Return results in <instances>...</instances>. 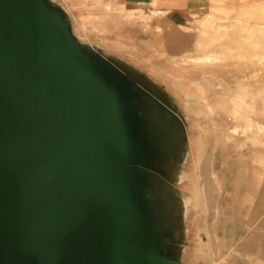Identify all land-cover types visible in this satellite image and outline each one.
<instances>
[{
    "label": "water",
    "instance_id": "water-1",
    "mask_svg": "<svg viewBox=\"0 0 264 264\" xmlns=\"http://www.w3.org/2000/svg\"><path fill=\"white\" fill-rule=\"evenodd\" d=\"M74 20L58 0H0V264H191L197 136L174 168L180 123L151 79L186 105Z\"/></svg>",
    "mask_w": 264,
    "mask_h": 264
},
{
    "label": "bare ground",
    "instance_id": "bare-ground-1",
    "mask_svg": "<svg viewBox=\"0 0 264 264\" xmlns=\"http://www.w3.org/2000/svg\"><path fill=\"white\" fill-rule=\"evenodd\" d=\"M58 1L70 9H82L75 17L84 40L89 33L112 46L126 40L101 36L104 32L82 8L88 1L103 7L111 18L140 22L151 31L147 47L154 57L166 60L157 73L168 80L183 105L205 119L197 147L198 152H205L200 192L206 209L214 207L228 179L235 181L236 195L242 189L248 201V181L258 177L252 166L255 157L264 165V153L255 152L254 157L248 153V148L264 147V0H152L148 11L130 9L125 0ZM174 6L189 7L194 21L186 26L163 21V8ZM154 18L159 23L152 25ZM229 149L237 150V160L231 157L234 161H230ZM213 150L228 154L222 160V177L215 178L209 171Z\"/></svg>",
    "mask_w": 264,
    "mask_h": 264
},
{
    "label": "crops",
    "instance_id": "crops-1",
    "mask_svg": "<svg viewBox=\"0 0 264 264\" xmlns=\"http://www.w3.org/2000/svg\"><path fill=\"white\" fill-rule=\"evenodd\" d=\"M126 6L130 9L140 8L148 11L153 8L152 0H125ZM165 14L163 21L174 26H186L194 21V16L189 7L174 6L163 8ZM92 16L93 22L103 31L102 37H109L122 30L130 37L138 30L122 27L120 18L114 17L110 21L105 15L103 7L94 5L87 10ZM159 23L154 18L152 25ZM107 28L108 30H105ZM140 32H143L140 30ZM203 152V151H202ZM204 154V152H203ZM253 165V170H256ZM222 177L223 170L219 173ZM248 181V201L245 202L244 191L240 189L239 195L236 190L230 194L225 193V187L220 189L213 208L206 209L203 197L199 196L197 201L196 214L192 216L190 223L192 233L191 242L188 243V259L191 264H244L236 259L231 260L233 250L244 251L246 264H264V181L258 188L254 187L256 177ZM200 186V182H198ZM238 189L241 185L237 183ZM200 191V190H199ZM252 195V197H251ZM235 258V257H234Z\"/></svg>",
    "mask_w": 264,
    "mask_h": 264
},
{
    "label": "rangeland",
    "instance_id": "rangeland-1",
    "mask_svg": "<svg viewBox=\"0 0 264 264\" xmlns=\"http://www.w3.org/2000/svg\"><path fill=\"white\" fill-rule=\"evenodd\" d=\"M94 5H96V3H94L93 1H88L87 3H85L84 5H82V8L87 11L88 8H93ZM229 6H231V2L228 3ZM69 10L72 12L73 14V17H74V32L77 36L81 37L84 33L82 31V28L79 26L78 24V21L75 17V14L78 16V12H80L82 9H79L78 11H76L75 9H70ZM108 19L111 21L112 18L110 16H107ZM121 21V26L124 28V27H129L130 29H133V30H138L140 29L141 31L143 32H140L139 31H136L133 35L129 34L130 37L127 38V34L126 32H121L118 31L116 32V34H112L108 37L109 40H115V38L117 37H125L126 40L124 41L125 43H122L120 44L119 46H112L111 44H105L104 42H101L103 43L105 47H107V50L114 53V55H121L125 60L123 62H129L130 65H133V66H137L138 67V70H142V69H146L147 70V73L150 74V75H154L152 73V71L154 73L157 72V69L156 68H162V66H164L166 60L164 59H158L156 57L153 56V50L149 47H147L146 44H148V41L149 39L151 38V31H146V29L141 25L140 22H126L122 19H120ZM95 34L92 33V34H88L86 36V40L88 41H93V39L95 38ZM126 55H132V56H126ZM116 57V56H115ZM168 57V56H167ZM117 58V57H116ZM128 60V61H127ZM171 66H174L175 65H171ZM156 71V72H155ZM158 74V73H157ZM159 81H163L162 79H159ZM167 81V79H166ZM168 82V81H167ZM169 83V82H168ZM162 84V82H161ZM168 86V84H166ZM169 85H171L169 83ZM183 108V107H182ZM183 111L184 113L187 115V118H188V121H189V125H190V129H191V132L194 134V137L195 135L197 136L196 138V143L199 144V141L201 140L202 136H203V127L202 125L204 126V123L205 122V119L204 117L201 115V114H197L195 112V110L193 111V108H183ZM214 119L216 121H218V116L217 115H214ZM213 122V121H212ZM216 124V123H215ZM219 126V124H218ZM212 130H214V128L212 127ZM215 132V130H214ZM217 134H219L218 132H216ZM205 146V145H204ZM206 148V147H205ZM237 151V150H236ZM235 150H231L229 149L227 152L228 154L230 155V161H231V157L232 159L234 160H237L238 159V155H237V152ZM257 152L259 153H264V147H261V146H256V147H252V148H248V153L249 155L253 154V157L254 155L256 154ZM205 153V152H204ZM226 153V152H225ZM228 154L226 153L225 155L227 156H223L222 154V151H219V150H213V155L210 159V169L209 171L211 173L214 174L215 178L219 176V172L221 170H224L223 169V165H224V162L222 161L223 158H227L228 157ZM205 157V154H203V152H196V156L193 158L192 157V161H190V163L187 164V169L190 170V173H189V176L190 178L192 179H196L198 182L201 183V180L203 178L202 176V161ZM229 158V157H228ZM257 156L255 157V161H253V165H255V169H257L258 171V181L262 182L264 181V165H262L258 160H257ZM234 160H232L231 162H233ZM254 160V159H253ZM192 162V163H191ZM235 164V163H234ZM262 173V174H261ZM221 177V176H220ZM227 183H225V193L226 194H230L231 192L235 191V181L232 180V179H228L226 181ZM237 186V185H236ZM199 190H200V186H198ZM194 191V189H193ZM201 194V192H200ZM194 211L196 212V209L194 208ZM244 251H236V250H233V255L231 257V260H234L236 259V262L237 260L238 261H242L244 262V264L247 263V259L246 257L244 258V256L242 254H245V253H242ZM235 257V258H234Z\"/></svg>",
    "mask_w": 264,
    "mask_h": 264
},
{
    "label": "flooded vegetation",
    "instance_id": "flooded-vegetation-1",
    "mask_svg": "<svg viewBox=\"0 0 264 264\" xmlns=\"http://www.w3.org/2000/svg\"><path fill=\"white\" fill-rule=\"evenodd\" d=\"M151 81H152V84H150L149 89L159 98V100L163 103L165 108L171 109L170 113H172V115H174L176 120L180 123L179 143L175 146V150H174L175 155L173 156V159H172V164H173L172 166L176 168L177 162L178 163L181 162L182 164H185V162L183 163V159L184 157L188 156V152H189L188 139L191 140L190 134H189V130H191L190 125L188 123L189 121H188L187 115L183 111L182 105H178L176 103V99L173 97V95L171 93H168L165 87L161 85L159 81H155L154 79H151ZM163 94L166 95L165 100H164ZM144 164L147 166L143 168L148 172L150 176H159V173L153 171L154 169L149 164V161L145 162ZM182 173H184V167L182 168ZM170 177H171V173H169V178ZM180 180L178 179V181ZM183 187H181V189H183ZM179 215H180V210L179 212H176V217H178ZM185 235H186L185 231H183L182 232L183 243L186 241ZM182 247H184V245Z\"/></svg>",
    "mask_w": 264,
    "mask_h": 264
}]
</instances>
